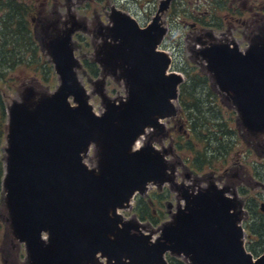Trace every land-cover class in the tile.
Masks as SVG:
<instances>
[{
	"label": "water",
	"instance_id": "1",
	"mask_svg": "<svg viewBox=\"0 0 264 264\" xmlns=\"http://www.w3.org/2000/svg\"><path fill=\"white\" fill-rule=\"evenodd\" d=\"M170 1H163L146 28L113 17L114 43L99 50L97 61L126 83L127 95L113 99L105 80L98 81L102 113L78 76L70 35L50 44L60 86L50 93L27 88L10 107L4 186L27 264H104L102 258L109 264H169L168 252L190 264H264V254L254 260L247 251L239 205L222 190L186 197V207L155 239L119 213L149 184L171 180L166 159L150 139L136 148L148 129H160L161 119L177 113L174 100L183 77L168 73L171 57L157 50L167 33L160 16ZM201 54L244 125L264 131V39L246 51L221 45ZM92 147L95 168L88 160Z\"/></svg>",
	"mask_w": 264,
	"mask_h": 264
},
{
	"label": "flooded vegetation",
	"instance_id": "2",
	"mask_svg": "<svg viewBox=\"0 0 264 264\" xmlns=\"http://www.w3.org/2000/svg\"><path fill=\"white\" fill-rule=\"evenodd\" d=\"M163 1L0 0V264H16L24 254L21 264L28 261L11 227L3 183L10 85L18 80L24 89H55L54 78L58 86L60 77L50 44L70 35L75 54L88 59L80 65V76L83 71L103 77L106 86L111 77L126 90L123 80L109 76L96 62L98 52L114 43V16L118 22L132 18L146 28ZM160 22L167 33L158 49L171 53L168 73L182 75L183 81L174 100L177 113L162 119L163 126L148 130L146 137L166 159L171 180L137 194L124 215L155 234L186 207V197L209 188L222 190L239 205L244 245L258 258L264 254V131L244 125L201 51L221 45L246 51L254 40L264 39V0H171ZM171 23L183 28L176 36L170 35ZM243 42L249 44L242 47Z\"/></svg>",
	"mask_w": 264,
	"mask_h": 264
},
{
	"label": "rangeland",
	"instance_id": "3",
	"mask_svg": "<svg viewBox=\"0 0 264 264\" xmlns=\"http://www.w3.org/2000/svg\"><path fill=\"white\" fill-rule=\"evenodd\" d=\"M168 27L170 29L169 31H170V35L171 36H176L180 29L183 30L182 27L180 29H178V25H175L173 23H171ZM248 44L249 43H247V42H243L242 43V47H245ZM80 59L83 62V57H80ZM85 60L88 61V59H85ZM84 70H85V68H84ZM31 74H33L32 71H31ZM81 76H82L81 79L83 80L86 88L92 94L91 102L94 105L95 111L98 112V113L102 112L103 111V106H102V103H101V98H100V96H99L98 93L97 94L95 93V84H94L95 82L94 81L98 77L97 76H92V75H90L88 73L86 74L83 71H81ZM53 77H55V76H53ZM54 79H55V85H54V87L56 88L58 82H57V79L56 78H54ZM115 82H116L115 79H112L111 77H109L108 80H107V83H108L107 84V90H108L109 95L112 96V97L124 96L125 95V89H124V87L118 86ZM27 85H29V84H27ZM23 90H24V86L22 85V83L20 81L17 80L16 83H12V85H10V93H12V100L14 101V100L19 99V96L23 92ZM36 90H38V91H46V88H44L43 86H38L36 88ZM12 100H10V102ZM140 143H142V141ZM93 151L94 150L91 151V154H90V157H89L88 160H89L90 164H92V165L95 166L97 164V157H95ZM126 217L127 218H131L128 215ZM167 217H168V215H167ZM158 229L159 228L155 229L154 231H157ZM24 259H25V254L23 256H20V259L17 260L16 264H21V262ZM178 260L181 261V260H183V258L178 259Z\"/></svg>",
	"mask_w": 264,
	"mask_h": 264
},
{
	"label": "trees",
	"instance_id": "4",
	"mask_svg": "<svg viewBox=\"0 0 264 264\" xmlns=\"http://www.w3.org/2000/svg\"><path fill=\"white\" fill-rule=\"evenodd\" d=\"M261 228L257 229V230H260ZM170 259V263L171 264H187V262L185 260H178V258L176 257H169Z\"/></svg>",
	"mask_w": 264,
	"mask_h": 264
},
{
	"label": "bare ground",
	"instance_id": "5",
	"mask_svg": "<svg viewBox=\"0 0 264 264\" xmlns=\"http://www.w3.org/2000/svg\"><path fill=\"white\" fill-rule=\"evenodd\" d=\"M89 27V26H88ZM90 28H92V27H90ZM97 33V32H96ZM84 59V58H83Z\"/></svg>",
	"mask_w": 264,
	"mask_h": 264
}]
</instances>
